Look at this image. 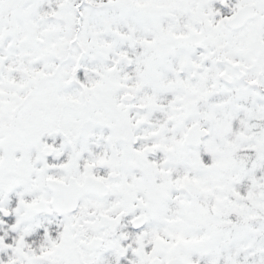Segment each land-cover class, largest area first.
<instances>
[{
    "label": "snow or ice",
    "instance_id": "1",
    "mask_svg": "<svg viewBox=\"0 0 264 264\" xmlns=\"http://www.w3.org/2000/svg\"><path fill=\"white\" fill-rule=\"evenodd\" d=\"M0 264H264V0H0Z\"/></svg>",
    "mask_w": 264,
    "mask_h": 264
}]
</instances>
